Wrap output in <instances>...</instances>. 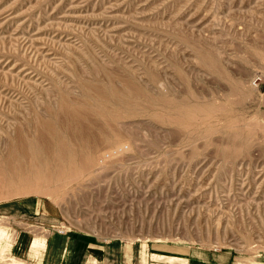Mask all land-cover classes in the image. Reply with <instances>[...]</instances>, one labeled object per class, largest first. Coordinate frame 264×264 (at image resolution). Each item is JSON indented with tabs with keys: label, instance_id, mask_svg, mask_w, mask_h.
<instances>
[{
	"label": "rangeland",
	"instance_id": "obj_1",
	"mask_svg": "<svg viewBox=\"0 0 264 264\" xmlns=\"http://www.w3.org/2000/svg\"><path fill=\"white\" fill-rule=\"evenodd\" d=\"M63 107L94 159L0 197V264H264V0H0V156Z\"/></svg>",
	"mask_w": 264,
	"mask_h": 264
},
{
	"label": "bare ground",
	"instance_id": "obj_2",
	"mask_svg": "<svg viewBox=\"0 0 264 264\" xmlns=\"http://www.w3.org/2000/svg\"><path fill=\"white\" fill-rule=\"evenodd\" d=\"M113 94L115 93L113 92ZM113 100L118 105H122L124 103V100L121 96L116 97L115 95V99ZM87 102L90 104L88 100ZM138 102H140V100ZM171 102L172 101L169 102L168 100H164L165 106L167 105L168 107L173 106ZM194 105L197 108V105L196 104ZM126 106H127V109H133V111L137 110V107L135 106L133 102L127 103L125 107ZM165 106H163L164 109H167L165 108ZM84 107L82 108H84L86 111L88 107L87 106H84ZM189 107L191 108V105ZM63 108H64L63 113L65 116L64 117L65 119H61L59 117H53L51 120L43 121L40 123V128H38L36 135L32 139L30 140L23 139L22 135L18 134L17 142L15 144L6 145L7 147H6L5 155L0 156V197L4 194L9 197L11 193H15V196H19V197H26V196H31V195H36V196L42 195L48 199L54 200L53 198L60 196L61 195L60 191H62L61 187L59 189L55 187L56 184L60 185L61 183L64 184L65 182L72 181V180L78 182V178L80 177V174L82 173V171L88 170L86 167L90 166V163L93 161L94 158L91 155L92 153L88 155H83V149L89 144L90 137L87 135V132H86L87 127H85L81 123L83 121V120L81 121L82 109L78 110L79 108L77 109H68L67 107H63ZM73 108H76V106H74ZM88 109L91 110L92 108L91 109L88 108ZM195 109H192L191 111L187 110L186 113L183 112L186 114L185 116H182V118H176V119L172 118L170 119L168 123L170 122L179 123L180 125H184L185 127L186 126L188 127L190 125L192 126V122L196 118L194 117V115L195 113H197L195 112ZM93 110L98 112L97 114H99L101 118L106 117L105 113L103 112V107L102 108L94 107ZM120 110H122L121 107H120ZM112 111H108V112H112ZM116 113L115 115H117V118L120 119L119 114L118 113L116 114ZM86 114H89V113L86 112ZM107 116L109 117V115ZM87 117L89 116L87 115ZM205 118L206 117H204V119ZM64 120H66L67 121L66 123H69V124L68 125L63 124ZM71 125L73 127H71ZM97 127H99V125ZM117 134L119 135V133ZM115 138H114V141L116 142V140L120 137H118L117 139ZM70 142H75V145L71 144ZM108 142L110 143V141ZM123 150L124 148H116L112 152H109L106 157L105 155L103 156V154H101L102 155L101 160L104 162L106 158L113 157L115 155H120L122 152L125 151ZM100 163L102 164V162ZM52 228L60 229V227H55V226H53ZM5 236H6V229L3 227H0V239L2 240V238ZM144 246L146 245L144 244ZM45 249H46V238L34 237V239L30 243L31 255L33 257L40 258ZM151 256L156 257V258H162L161 256L154 255V254H152ZM170 260H173V259L170 258ZM25 263L26 262H22V261L20 262L15 259H12L10 260L9 264H25ZM29 264H35V263H29Z\"/></svg>",
	"mask_w": 264,
	"mask_h": 264
}]
</instances>
